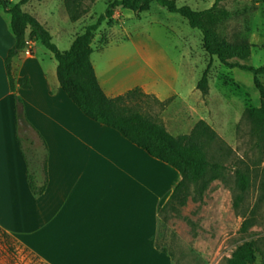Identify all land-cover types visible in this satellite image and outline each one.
Segmentation results:
<instances>
[{
	"label": "crops",
	"instance_id": "crops-1",
	"mask_svg": "<svg viewBox=\"0 0 264 264\" xmlns=\"http://www.w3.org/2000/svg\"><path fill=\"white\" fill-rule=\"evenodd\" d=\"M23 9L51 33L38 13L26 5ZM126 10L114 13L113 26L104 22L110 31L116 32V25L130 30L124 20L137 17L126 16ZM0 19V264H173L155 237L160 212L181 180L179 172L85 116L60 86L52 53L39 55V40L28 38L12 59V89L6 59L15 37L10 15ZM102 26L92 41L90 60L110 101L161 121L174 137L190 134L201 120L225 136L218 122L222 95L206 100L198 79L190 81L189 74L178 89L173 71H158L154 60L159 52L154 50H137L139 63L127 64L124 69L130 71L120 77L122 63L101 60L100 54L110 47ZM181 43L184 48L179 51L190 59L196 60L203 49L202 40L200 44L190 33H183ZM20 79L29 87H22ZM16 109L30 123L19 132ZM28 130L47 153L48 184L40 196L30 190L24 149L18 142L20 132Z\"/></svg>",
	"mask_w": 264,
	"mask_h": 264
},
{
	"label": "rangeland",
	"instance_id": "rangeland-1",
	"mask_svg": "<svg viewBox=\"0 0 264 264\" xmlns=\"http://www.w3.org/2000/svg\"><path fill=\"white\" fill-rule=\"evenodd\" d=\"M12 1L17 3L21 0ZM114 1L116 0H83L80 10L85 9L87 13L76 22L70 21L63 0H30L26 4V9L38 13V17L48 23L53 43L59 50L67 51L71 47L69 42L73 37L81 33L85 27L94 24L101 15L105 14L108 4ZM215 2L216 0L177 1L178 5H187L196 11L208 10ZM151 5L149 12L135 13L126 10V16L137 17L133 20H124L130 29L128 32L117 25L116 32L110 31V28L103 24L101 31L102 33L105 32L104 30L108 31L110 47L100 54L101 60L122 63L123 65L116 70L120 77H125L130 71L124 69L127 64L139 63L137 50L158 51V59L154 60L158 64V71L162 73L173 71L178 76V89L181 80L186 79L188 74L190 81L198 79L199 82L213 61L209 72L210 95L206 100L215 95H222L224 103L218 104L217 108L218 112L222 111L223 114L218 118V122L226 131L225 136L223 137L208 121L206 122L233 150L225 158L226 169L222 173V178L208 185L202 200L193 194L197 200L193 201L190 198L185 207L177 211H168L163 215V218L168 220L165 224L162 221L159 223L158 234L155 237L156 245L172 255L173 264H227V260L238 246L245 241L255 240L258 247L256 264H262L264 261V143L259 145V142L251 136L250 123L243 117L247 108L258 107L261 103L260 93L253 84V75L239 69L225 68L218 59H211L209 55L206 61L204 57L206 53L203 49L199 54L197 52L196 60L187 58L186 52L179 51L184 48L181 43L183 33L196 36L201 44V32L192 29L181 16L168 12L157 3ZM120 9L118 7L114 13L116 14ZM5 15L0 7V18ZM106 23L113 26L114 19ZM163 24L171 25V30L162 28ZM213 26L219 40H225L236 46H250L251 56L247 61L248 65L256 68L264 66V1L255 3L252 0H225L216 10ZM37 50L39 55L46 52L49 57L52 56L42 44L38 45ZM182 55L185 60H182ZM260 81L264 86V76ZM19 135L28 159L32 161L34 153L41 162L45 151L37 137L31 130L20 132ZM215 150L217 152V147L213 148L214 152ZM237 166L248 170L250 185L244 194L240 209L236 211L233 204L234 197L239 194L235 177ZM252 212L256 226L248 235H242L239 230L243 215L249 216Z\"/></svg>",
	"mask_w": 264,
	"mask_h": 264
},
{
	"label": "trees",
	"instance_id": "trees-1",
	"mask_svg": "<svg viewBox=\"0 0 264 264\" xmlns=\"http://www.w3.org/2000/svg\"><path fill=\"white\" fill-rule=\"evenodd\" d=\"M29 1L21 0L14 3L12 0H0L1 9L11 17V29L15 37V45L6 59V70L12 89L15 84L12 76V59L25 48L28 38L39 40L57 62V78L60 86L85 116L118 131L151 157L170 165L179 172L181 180L162 208L159 223L167 222L168 219L163 218V215L168 211H177L185 207L190 198L193 201L197 200L193 194L202 200L208 185L222 178V173L226 169L225 158L233 150L206 121H199L190 134L174 137L167 132L161 121L154 120L140 111L121 109L106 97L90 60L91 44L103 23L112 19L119 6L135 13H142L149 11L152 3H157L168 12L184 18L192 29L201 32L203 49L211 59H218L225 68L251 73L253 84L260 93L261 103L258 107L247 108L243 117L250 123L251 136L259 142V145L264 143V86L260 81V78L264 76V66L256 68L247 64L251 56L250 46L232 45L216 37L213 28L215 14L219 5L225 0H216L210 9L205 11H196L187 5L180 6L176 0H116L108 4L105 14L101 15L94 24L85 27L74 37L67 51L59 50L53 43L50 31L34 16L23 10V6ZM63 1L70 21L76 22L87 13L85 9L80 10L83 0ZM252 1L261 3L264 0ZM28 30H30L29 36ZM211 65L212 62L198 83V89L204 98L209 95ZM18 83L24 88L29 87L25 79H20ZM16 113L19 132L30 123L19 110L16 109ZM18 142L20 146H23L20 138ZM214 147H217V152L213 151ZM22 153L27 163V182L30 190L35 196H40L45 192L48 184L47 153L41 162L34 153L32 161L28 159L24 151ZM37 171L40 172L41 178L37 175ZM235 177L239 194L234 197L233 206L237 211L244 200V194L249 189L250 179L248 170L239 166L235 168ZM255 226L256 219L253 212L249 216L243 215L239 233L248 235ZM170 256L172 257L171 254ZM257 259L256 241L248 240L235 249L227 260V264H256Z\"/></svg>",
	"mask_w": 264,
	"mask_h": 264
},
{
	"label": "water",
	"instance_id": "water-1",
	"mask_svg": "<svg viewBox=\"0 0 264 264\" xmlns=\"http://www.w3.org/2000/svg\"><path fill=\"white\" fill-rule=\"evenodd\" d=\"M119 8H121V9H122V8H123V6H119Z\"/></svg>",
	"mask_w": 264,
	"mask_h": 264
}]
</instances>
